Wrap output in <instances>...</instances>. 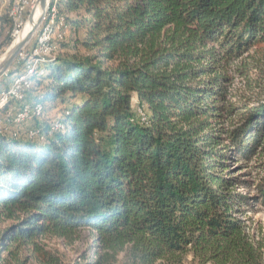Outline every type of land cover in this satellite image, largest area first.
<instances>
[{
	"label": "trees",
	"instance_id": "obj_1",
	"mask_svg": "<svg viewBox=\"0 0 264 264\" xmlns=\"http://www.w3.org/2000/svg\"><path fill=\"white\" fill-rule=\"evenodd\" d=\"M47 13L67 32L19 100L42 107L38 133L0 132V264H263L229 163L264 156V0H50ZM80 230L91 251L72 263L41 243Z\"/></svg>",
	"mask_w": 264,
	"mask_h": 264
},
{
	"label": "rangeland",
	"instance_id": "obj_2",
	"mask_svg": "<svg viewBox=\"0 0 264 264\" xmlns=\"http://www.w3.org/2000/svg\"><path fill=\"white\" fill-rule=\"evenodd\" d=\"M48 1L49 2H48V6L45 12L44 18L42 19L41 23L37 27L32 38L25 45L24 49H22L19 53L27 52L33 45H35V43L38 40V37L46 32L45 24L47 23V20L50 18L49 14L47 13L50 0ZM37 4L38 3L36 2V0H29L28 7L26 10V0H22V3H21L22 13H21L20 19L16 23L17 28L14 27L13 25L14 21L11 19L13 21L12 23V21L10 20V22L12 23V27H13L9 33V37L11 38V41L9 43L8 41L7 43H5L4 41L1 42L2 40H0V43H1L0 44V55H2L6 51L7 47L13 42L15 31H17L22 26V24L28 19L29 12ZM10 8H11L10 3H4L3 5H0V19L2 17H5L7 19L11 18ZM25 10H26V13H24ZM54 21H55V18H54ZM52 24H53V27H52ZM52 24H51V30L49 28L47 31L48 33H50L52 40L58 37L57 32H62L66 34L67 29L63 28L62 30H59L61 26L59 23L56 24L55 22H53ZM47 32H46V35H48ZM55 48H56V39L53 40L52 42L53 56L56 55V52H54ZM19 56L20 54H18L15 57V59L12 61L8 71L14 69V67L19 64L18 62ZM23 65L25 67V58H24ZM6 73L4 75H6ZM4 79L6 80L7 76H5ZM3 81L4 80H1L0 84L3 83ZM7 81H8L7 85L8 84L10 85L12 82V80L11 81L7 80ZM6 88L3 87V89L1 90H4ZM134 103H135V100H134ZM134 105L136 107V104ZM17 106H18L17 104L13 103L10 106L8 112H6L4 115L12 114L13 111L17 108ZM60 109H61V106L57 103L52 106H47L45 118L43 120H45V122L50 120L52 123V121H54L58 117L60 113ZM32 120L33 119L23 124H14L12 122L11 123L5 122V123H6L7 129L11 131V133L18 132L21 135L22 134L25 135L27 132H29V129L32 126L31 125ZM263 162H264V156L259 157L256 160L252 161L251 167H248L239 161H236V162L231 161L229 165H230V175L232 177H238V178L245 179L246 181H248V184H247L248 186L239 189L240 193L248 197L247 199L248 203L243 205L244 213L239 214V217H241L242 219H245L247 231L249 232L252 240L260 247L261 251L263 252V259H264V200L259 198L258 193L256 191V184L258 183L259 179L263 175V170L261 168ZM41 243L44 245L45 249L50 253V256L58 260L60 263H67V262L72 263L74 261H78L79 257L82 254L86 253L87 251H91L92 235H91V232L88 230H80L67 237L47 235L42 239ZM188 257L186 259V264H190L188 263ZM34 264H38V263L35 262ZM263 264H264V260H263Z\"/></svg>",
	"mask_w": 264,
	"mask_h": 264
},
{
	"label": "bare ground",
	"instance_id": "obj_3",
	"mask_svg": "<svg viewBox=\"0 0 264 264\" xmlns=\"http://www.w3.org/2000/svg\"><path fill=\"white\" fill-rule=\"evenodd\" d=\"M4 3H10L11 8H10V16L11 19L14 21L15 25L20 19L21 13H22V0H0V5H3ZM24 6V5H23ZM41 7L39 4L35 5L32 9V20L27 19L22 26L15 31L14 35V40L13 44L18 43L19 41H22L31 28L34 26V24L38 21L40 15H41ZM53 16L51 20H49V24H46V32L50 28L51 30V24L53 23ZM44 30V31H45ZM46 32L43 33L41 36L38 37L37 42L34 45V52L30 53L26 58H25V67L22 73L17 74L11 84L8 86L7 89L4 91L0 92V132L2 130V127L5 128L6 123L5 122H12L15 124H19L25 121H28L32 119L33 117H38L42 115L43 109L40 105L31 103L29 101H20V99H24L25 93H21L19 95V92H24L28 91L29 88L32 85L31 81V75H33L37 65L41 61V57H47L51 56L52 57V43H51V35L48 33L46 35ZM22 49H24V46H19ZM4 54V53H3ZM3 54L0 55V61L2 60ZM49 58V57H48ZM38 74H41V72H38ZM11 101H14L13 103L17 104V108L13 111L12 114H9L5 117L1 116V108L2 105L5 103H9ZM12 105V104H11ZM25 110V111H23ZM34 110V111H33ZM22 114V119H19V114ZM11 113V112H10ZM7 117V119H6ZM8 124V123H7ZM59 127V123L56 121H53L50 123V131H54L56 128ZM38 133L36 130H30L29 135H33L35 133Z\"/></svg>",
	"mask_w": 264,
	"mask_h": 264
},
{
	"label": "water",
	"instance_id": "obj_4",
	"mask_svg": "<svg viewBox=\"0 0 264 264\" xmlns=\"http://www.w3.org/2000/svg\"><path fill=\"white\" fill-rule=\"evenodd\" d=\"M36 2L41 7V10H42L41 15H40L38 21L34 24V26L31 28V30L29 31L27 36L22 41H19L16 44L11 43L7 47L6 51L3 54L2 60L0 61V77L2 75H4L8 71L12 61L15 59V57L21 51V48L19 46H24V45H26L29 42V40L34 35L37 27L39 26V24L41 23L42 19L44 18V15H45V12L47 10V6H48V2L49 1L48 0H36ZM32 16H33V13H32V10H31L29 12V14H28V19L32 20Z\"/></svg>",
	"mask_w": 264,
	"mask_h": 264
},
{
	"label": "built area",
	"instance_id": "obj_5",
	"mask_svg": "<svg viewBox=\"0 0 264 264\" xmlns=\"http://www.w3.org/2000/svg\"><path fill=\"white\" fill-rule=\"evenodd\" d=\"M28 3H29V0H26V10H27V7H28ZM26 10H25V12L24 13H26ZM32 52H34V45L27 51V52H24V53H19L20 54V56H19V58H18V62L19 63H24V58H26L27 56H28V54H30V53H32ZM47 57H51V56H47ZM30 90V89H29ZM28 91H24V92H19V95L21 94V93H27ZM23 111H25V110H23ZM34 111V110H33ZM137 111H141L140 110V108H137ZM22 114H23V112L21 113V114H19V119H22ZM142 118H144V116H142ZM2 131H3V127H2ZM37 133V132H36ZM36 133L34 134V136L36 135Z\"/></svg>",
	"mask_w": 264,
	"mask_h": 264
},
{
	"label": "crops",
	"instance_id": "obj_6",
	"mask_svg": "<svg viewBox=\"0 0 264 264\" xmlns=\"http://www.w3.org/2000/svg\"><path fill=\"white\" fill-rule=\"evenodd\" d=\"M0 22H1V19H0Z\"/></svg>",
	"mask_w": 264,
	"mask_h": 264
}]
</instances>
